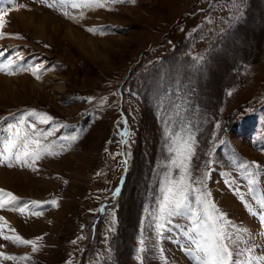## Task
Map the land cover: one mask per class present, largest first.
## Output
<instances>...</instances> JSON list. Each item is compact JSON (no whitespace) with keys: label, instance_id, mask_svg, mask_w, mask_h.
I'll return each instance as SVG.
<instances>
[{"label":"rangeland","instance_id":"obj_1","mask_svg":"<svg viewBox=\"0 0 264 264\" xmlns=\"http://www.w3.org/2000/svg\"><path fill=\"white\" fill-rule=\"evenodd\" d=\"M104 2L103 8H50L53 0L0 4L10 9L9 15H32L45 35L32 39L37 45L0 40L14 43L7 44L6 56L17 49L22 56L31 54L25 66L47 69L39 79L20 69L15 75L0 72L11 79L34 77L42 87L15 90L13 81L0 95V139L16 123L12 112L23 111L21 118L36 110L54 121L25 119L38 129L55 130L43 143L58 153L46 154L32 168L14 165L28 173L24 189L19 179L15 190L0 186L20 197V205L57 201V206L14 211L17 223L7 220L8 209L0 210L7 222L0 221L3 235H13L8 230L13 226L25 239L43 237L33 252L0 235V252L30 257H0V264H188L183 230L191 228V219L177 218L179 227L162 241L153 226L170 158L166 132H191L196 142L191 175L203 178L209 200L227 216L222 195L228 191L236 198L243 219L230 221L249 230L247 246L262 244L254 252L261 255L263 229L248 203L255 198L257 206H264V0ZM18 4L27 7L18 9ZM124 7L138 12L132 17ZM93 13L101 17L94 19ZM8 25L6 32L27 39L23 27L17 32ZM90 27L98 30L89 32ZM80 34L90 40L86 49L75 42ZM251 161L256 164L247 171L239 167ZM0 169L14 168L0 164ZM40 179L48 181L45 189H35Z\"/></svg>","mask_w":264,"mask_h":264},{"label":"snow or ice","instance_id":"obj_2","mask_svg":"<svg viewBox=\"0 0 264 264\" xmlns=\"http://www.w3.org/2000/svg\"><path fill=\"white\" fill-rule=\"evenodd\" d=\"M14 2V0H12ZM112 3H136V0H111ZM52 7H100L105 6L104 0H53L48 5ZM24 4H18L17 8H26ZM10 13L9 8L0 9V40L9 38L25 39L20 33H8L5 26L7 17ZM67 15V12L64 13ZM89 32L98 29L90 27ZM46 48L50 45L45 44ZM7 49L0 45V72L7 75H15L16 70L31 72L37 79L40 78L43 65L25 66L24 57L20 52H15L12 56H6ZM231 94V93H230ZM92 100L94 98L88 97ZM29 117H35L40 124H50L54 117L47 113H39L32 110L27 114ZM126 123V120H125ZM26 127L31 128V132L23 131ZM54 129H38L36 123L30 122L23 116L15 124L9 125L3 138V147L0 149V164H6L13 167V161L24 167L32 168L38 161L42 160L45 155H57L58 153L50 150V144L43 143V139L54 134ZM126 134V133H125ZM169 137L167 151L169 161L166 165L164 179L161 182L160 198L155 211L153 226L157 239L162 241L165 234L171 232L174 228L179 227L174 223L177 218L188 217L192 221L190 229H184V235L187 237L189 247L187 254L190 255L196 264H237L235 257L242 256L243 260L239 264H264V255H256L254 252L258 246L252 244L247 246L249 241H245L244 234L248 233L246 228L236 227L228 218L227 214L219 210L214 201H210V193L203 187V178L194 179L191 175L192 159L196 153V142L189 132L185 136L176 135L172 132H166ZM73 140L76 137H72ZM127 163V161H125ZM256 162L241 164L239 167L246 171ZM35 170V169H34ZM119 189L113 196L117 195ZM196 193V195H193ZM20 197H17L10 191L0 189V210L8 209L12 211L23 212L30 206L40 207L44 204L57 206V201H30L20 205ZM264 203V201H262ZM34 215H42L41 211L33 212ZM0 221H5V217L0 216ZM9 231L15 233L16 230L9 226ZM5 241H12L14 244L21 246H31L32 251L39 250L37 242L43 237L35 239H25L20 235H3ZM75 243V241H73ZM143 244V241H141ZM3 247V245H0ZM163 252V249H161ZM0 257L6 260H26L27 255L16 256L0 252Z\"/></svg>","mask_w":264,"mask_h":264},{"label":"bare ground","instance_id":"obj_3","mask_svg":"<svg viewBox=\"0 0 264 264\" xmlns=\"http://www.w3.org/2000/svg\"><path fill=\"white\" fill-rule=\"evenodd\" d=\"M149 1H152L153 2V0H149ZM157 3L158 2H156V4ZM158 4H160V3H158ZM128 8H125V10L128 11L132 17L134 16V14H135L136 11L138 12L137 9H135V10L132 9L131 10L130 8L129 9ZM144 10H145V13L150 14V15L151 14L153 15V10L152 11H149L147 9H144ZM92 17L95 19L96 17H101V14L100 13L99 14L93 13L92 14ZM135 18L137 19L138 17L135 16ZM6 19H7V24H9L8 26H9V28L11 30L20 32L21 31V28L23 27L22 30L28 32L27 39L14 40V43L15 44L17 43L18 45H21V44L26 43L27 45H29V44H35V45H37V43L34 42L32 39H37V38L44 39L43 37H45L43 30L41 29V27L39 25H37L35 23L34 18L32 17V15L28 14L25 11H22L20 13H12L11 12V14L8 15V17ZM48 40L50 42H52L51 39H48ZM10 42H11L10 40H7V41H4V43H0V45H5L4 48L6 49L7 47L9 48V46H12L11 44L13 42L12 43H10ZM75 42H77V46L78 47L84 49L85 46H86V44L88 42L90 43V40L85 35H81V37L79 36L77 38V40H75ZM8 43H9V46L7 45ZM25 49H28V48H25ZM37 49H39V46H37ZM15 52H17V49H13L10 53H11V55H14ZM29 65H31V64H29ZM29 65H27V66H29ZM31 76H33V74ZM44 76H47V75H43L42 77H44ZM32 78H34V77H32ZM32 78L30 76H26V77L21 78L22 80H20L18 78L11 79L9 77H5L3 75H0V95L1 94L3 95L4 93L6 94V92H8L13 87V81H15L16 83H18V84H16L15 87H13V88H16L15 90H22V89H25L26 90L28 88H30L32 90H37V91L38 90H42V87L40 85H38L35 81H33ZM70 158H72V157L70 156ZM14 165L15 166H19L15 162H14ZM15 166H13L14 169H12L10 171H6V170H3V169H0V186H4L5 188L7 187V188H10V189L15 190V186L14 185H16V183H19L20 181H23L24 182V183H22V182L20 183V188H23L24 189V185H28V182H30V180L27 179L28 173H26L25 171H19L20 169L17 168V167H15ZM17 179H19L20 181L17 180ZM34 183H35V186H36L35 189H38V188L45 189L46 184H49L48 181H44L43 179H40V180H38L37 182H34ZM22 185H23V187H22ZM218 188H220V190H217L216 191L217 192V196H219V194L221 193V191L222 192L224 191V188H223L222 185H220ZM31 191H34V188ZM17 193H19L20 195L25 196V194L22 191H18ZM222 196H223L222 201H224V207L228 211L227 213L229 214L228 215V218L231 219V220H233V221H238L240 219H243V214H241L242 213V211H241L242 210V207L237 202L236 198L232 194H230V192H228V191L227 192H224V195H222ZM231 211H236V214H233ZM11 215H14V211L8 210V213L6 214L7 220L9 219L8 220L9 222L10 221L16 222V220H15L16 218H12ZM11 228H14V227L12 226ZM8 230H9V227H8ZM12 234L13 235H17L16 232L15 233H12Z\"/></svg>","mask_w":264,"mask_h":264}]
</instances>
